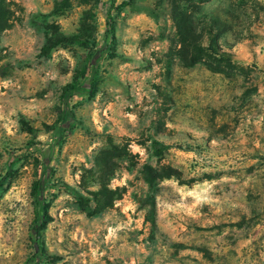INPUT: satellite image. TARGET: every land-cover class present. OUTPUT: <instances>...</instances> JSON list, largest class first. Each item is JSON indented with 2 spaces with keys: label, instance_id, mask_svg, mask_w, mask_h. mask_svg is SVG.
<instances>
[{
  "label": "rangeland",
  "instance_id": "obj_1",
  "mask_svg": "<svg viewBox=\"0 0 264 264\" xmlns=\"http://www.w3.org/2000/svg\"><path fill=\"white\" fill-rule=\"evenodd\" d=\"M3 2L0 264H264V0Z\"/></svg>",
  "mask_w": 264,
  "mask_h": 264
},
{
  "label": "trees",
  "instance_id": "obj_2",
  "mask_svg": "<svg viewBox=\"0 0 264 264\" xmlns=\"http://www.w3.org/2000/svg\"><path fill=\"white\" fill-rule=\"evenodd\" d=\"M204 1L206 0H202V2ZM10 25H11V22L9 19V12L3 0H0V33L4 31L5 29H7L8 27H10ZM106 25L108 27V33H112V27L110 24V20L108 19V15H107ZM217 26L220 27V30L218 32H215L213 30V25H209L205 29V31L207 32V36L209 37L206 49H208L212 54L217 55L218 58L221 59L220 61L222 60L227 61L228 56L225 53L221 52L217 48V45H216L218 36L221 33L226 31V27L223 24H219V23H217ZM181 35L183 36V39L185 37V39L190 40L189 44H187L188 50L192 52L190 63L192 64L197 63L200 58L196 57L195 53L202 51L201 48H199V43H198L199 41L194 40L195 37L192 34V30H190L189 32L183 31ZM53 45H54V42L47 40V43L45 44V46L41 48L40 52L42 54H46L48 50L51 47H53ZM91 67L92 69L94 68V63L91 64ZM94 83H95L94 73L91 72L89 80L84 81L81 85H77L75 81H71L69 84H66L63 87H61L60 93H59V99L62 104L63 112H62V118L60 119L61 123L58 125V127L54 128L55 132L65 129L71 124L70 123L71 115L67 110L68 99L71 96L76 95L82 91L91 93L94 87ZM150 149H151V153L154 156H158L165 150V147L162 144H159L157 142H151ZM43 167H45V165H43ZM44 181L45 180H43V182ZM43 182L35 183L32 188V192L35 197V202H36L37 209H38V218L30 226V233H31V236L33 237V242H36V240L39 237V231L44 227L46 220H48V215L46 213V209H45L43 198H42L43 188L45 187ZM45 183L47 182L45 181ZM39 254L40 252L37 250L34 253V255H32V257L28 260L27 264H37L39 261Z\"/></svg>",
  "mask_w": 264,
  "mask_h": 264
}]
</instances>
